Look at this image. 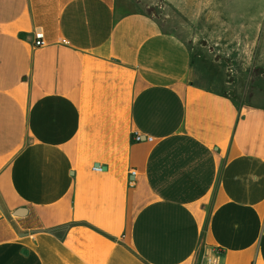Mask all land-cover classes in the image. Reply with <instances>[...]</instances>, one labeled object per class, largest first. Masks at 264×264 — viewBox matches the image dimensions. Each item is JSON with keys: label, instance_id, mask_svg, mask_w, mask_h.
Returning <instances> with one entry per match:
<instances>
[{"label": "crops", "instance_id": "1", "mask_svg": "<svg viewBox=\"0 0 264 264\" xmlns=\"http://www.w3.org/2000/svg\"><path fill=\"white\" fill-rule=\"evenodd\" d=\"M207 79L134 0H0V264H264V104Z\"/></svg>", "mask_w": 264, "mask_h": 264}, {"label": "rangeland", "instance_id": "2", "mask_svg": "<svg viewBox=\"0 0 264 264\" xmlns=\"http://www.w3.org/2000/svg\"><path fill=\"white\" fill-rule=\"evenodd\" d=\"M134 1L188 42L197 69L222 80L201 82L223 88L239 102L264 104V5L246 4L264 0ZM250 44L257 49H248Z\"/></svg>", "mask_w": 264, "mask_h": 264}, {"label": "built area", "instance_id": "3", "mask_svg": "<svg viewBox=\"0 0 264 264\" xmlns=\"http://www.w3.org/2000/svg\"><path fill=\"white\" fill-rule=\"evenodd\" d=\"M64 42L65 43H68L69 41H67V40H64ZM46 44V40H45V38H44V34L41 32V31H38V32H36V41H35V45L36 46H43V45H45ZM133 139H134V141H137V142H139V141H142L143 140V137L140 135V134H135L134 136H133ZM151 139V138H150ZM95 168H100V167H95ZM133 174H134V172H133ZM212 260V262L214 263V264H217V262H218V259L217 258H212L211 259Z\"/></svg>", "mask_w": 264, "mask_h": 264}, {"label": "water", "instance_id": "4", "mask_svg": "<svg viewBox=\"0 0 264 264\" xmlns=\"http://www.w3.org/2000/svg\"><path fill=\"white\" fill-rule=\"evenodd\" d=\"M96 166H99V165H96ZM26 212V209L25 208H20L16 211L17 214H24Z\"/></svg>", "mask_w": 264, "mask_h": 264}]
</instances>
